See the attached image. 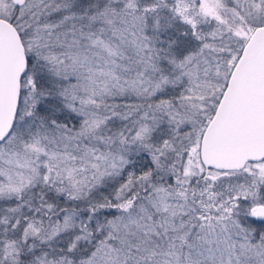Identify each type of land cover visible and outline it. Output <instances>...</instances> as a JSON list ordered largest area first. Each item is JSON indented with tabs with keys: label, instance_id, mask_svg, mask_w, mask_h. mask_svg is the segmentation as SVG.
Masks as SVG:
<instances>
[{
	"label": "snow or ice",
	"instance_id": "6c2138e0",
	"mask_svg": "<svg viewBox=\"0 0 264 264\" xmlns=\"http://www.w3.org/2000/svg\"><path fill=\"white\" fill-rule=\"evenodd\" d=\"M0 264H264V0H0Z\"/></svg>",
	"mask_w": 264,
	"mask_h": 264
}]
</instances>
